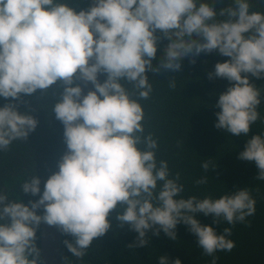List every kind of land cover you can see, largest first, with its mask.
Returning <instances> with one entry per match:
<instances>
[{"label": "clouds", "instance_id": "1", "mask_svg": "<svg viewBox=\"0 0 264 264\" xmlns=\"http://www.w3.org/2000/svg\"><path fill=\"white\" fill-rule=\"evenodd\" d=\"M234 4L220 11L226 19L216 20L215 7L198 0H96L80 11L55 0H0V97L17 101L62 82L54 113L65 126L68 148L42 194L39 176L23 183V192L39 195L38 200L8 202L0 194V264H37L41 223L73 236L75 246L65 243L82 256L94 238L107 233L118 204L123 211L116 219L139 233L140 246L153 228L175 239L183 222L209 256L235 247L226 238L230 229L217 234L196 214L234 224L255 213L256 201L245 188L218 199L180 197L179 174L169 178L167 161L157 163L156 140L138 135L144 131V109L122 83H133L146 99L152 90L148 71H177L184 58L194 63L201 53L218 52L229 59L217 62L209 78L230 85L219 95L216 127L248 136L262 100L251 77L264 78V13L250 11L248 0ZM165 37L169 43L153 67L158 41ZM77 80L91 82L94 89L85 95ZM37 125L13 102L0 107V150L26 139ZM239 159L254 161L256 178L264 180V136L249 138ZM202 167L207 170L208 162ZM168 261L161 256L159 264ZM174 264L182 262L177 258Z\"/></svg>", "mask_w": 264, "mask_h": 264}, {"label": "trees", "instance_id": "2", "mask_svg": "<svg viewBox=\"0 0 264 264\" xmlns=\"http://www.w3.org/2000/svg\"><path fill=\"white\" fill-rule=\"evenodd\" d=\"M55 2L66 3L77 11L90 8V0ZM199 3L214 6L216 20L227 18L219 15L222 9L235 6L234 0H198ZM248 3L250 11L264 13V0H248ZM157 35L161 34L157 32ZM168 43L166 37L158 41L153 67L159 66ZM192 59L184 58L181 69L177 71H148L152 90L146 99L139 96L133 83H122L144 109V131L138 135L147 137L151 134L156 140L157 163L167 161L169 178L174 179L179 174L178 183L183 185L180 197L218 199L245 188L256 201L255 213L234 224L223 218H217L216 223L212 215L196 214L202 224H212L217 234H224L225 229H230L231 234L226 238L232 240L235 247L231 251L217 250L209 256L199 246L196 235L183 222L177 225L175 239L162 229L157 235L153 228L145 234V245L140 246L139 233L128 224L121 226L116 219L117 214L123 211V206L118 204L110 212L111 227L107 233L94 238L91 245L83 250L82 256H76L69 250L65 241L75 246V238L62 232V264H159L161 256L169 258L168 264H174L177 258L182 264H264V180L256 178L259 169L254 161L239 159L249 138L256 134L264 136V78L251 77L262 96L257 121L251 125L248 136H233L225 129L216 127V113L221 110L217 107V101L230 82L224 78H209L216 63L229 57L218 52H205L195 57L194 63ZM105 79L104 73L102 82ZM173 82L175 87L171 86ZM74 83L80 84L81 80ZM64 87L58 81L47 90H37L32 95L22 94L17 101L0 97V107L13 102L20 111L38 120L36 129L26 139H15L7 148L0 150V194L6 195L8 202L30 203L38 200L39 195L23 192V183L39 176L42 194L45 182L54 174L66 147L65 126L54 113V105L62 98ZM139 147L144 149L146 145L141 143ZM204 162L209 164L207 170L202 167ZM201 179L206 182L197 183ZM42 209H38L39 214H42ZM36 243L41 251L37 264H43L41 225L37 229Z\"/></svg>", "mask_w": 264, "mask_h": 264}, {"label": "water", "instance_id": "3", "mask_svg": "<svg viewBox=\"0 0 264 264\" xmlns=\"http://www.w3.org/2000/svg\"><path fill=\"white\" fill-rule=\"evenodd\" d=\"M96 2V0H90V7ZM104 73L98 74L99 80L102 82ZM83 92L86 95L90 90L94 89V85L91 82L81 81ZM67 144L63 151L60 160L67 153ZM59 160V161H60ZM59 170V162L55 168V172ZM44 209H42L43 214ZM61 241L62 231L57 226H50L46 223H41V249L43 264H62L61 263Z\"/></svg>", "mask_w": 264, "mask_h": 264}]
</instances>
